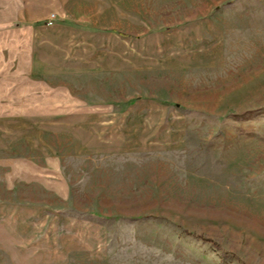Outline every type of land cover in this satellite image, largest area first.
Returning a JSON list of instances; mask_svg holds the SVG:
<instances>
[{
  "label": "rangeland",
  "instance_id": "1",
  "mask_svg": "<svg viewBox=\"0 0 264 264\" xmlns=\"http://www.w3.org/2000/svg\"><path fill=\"white\" fill-rule=\"evenodd\" d=\"M74 3L92 58L0 46V264H264V0Z\"/></svg>",
  "mask_w": 264,
  "mask_h": 264
},
{
  "label": "crops",
  "instance_id": "2",
  "mask_svg": "<svg viewBox=\"0 0 264 264\" xmlns=\"http://www.w3.org/2000/svg\"><path fill=\"white\" fill-rule=\"evenodd\" d=\"M74 2L0 0V46L7 40L11 44L16 74L41 76L62 67L64 60L92 58L84 53L93 49L94 38L100 35L88 30L94 25L80 19ZM52 14L57 15V20L48 26ZM0 53V59H4L3 51Z\"/></svg>",
  "mask_w": 264,
  "mask_h": 264
},
{
  "label": "built area",
  "instance_id": "3",
  "mask_svg": "<svg viewBox=\"0 0 264 264\" xmlns=\"http://www.w3.org/2000/svg\"><path fill=\"white\" fill-rule=\"evenodd\" d=\"M56 20H57V15L56 14H52L46 24L48 26H52V25H54Z\"/></svg>",
  "mask_w": 264,
  "mask_h": 264
}]
</instances>
